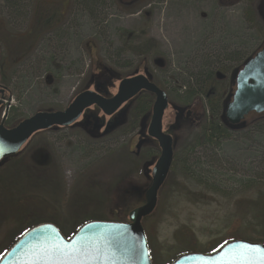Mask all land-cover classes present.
I'll return each mask as SVG.
<instances>
[{
	"label": "rangeland",
	"instance_id": "1",
	"mask_svg": "<svg viewBox=\"0 0 264 264\" xmlns=\"http://www.w3.org/2000/svg\"><path fill=\"white\" fill-rule=\"evenodd\" d=\"M68 1L43 7L42 22L34 25L27 22L32 5L21 13L17 8L24 3L0 0V80L12 89L14 120L63 111L93 73L100 76L111 68L128 74L127 64L147 65L170 101L164 131L182 151L200 131L190 132L187 123L180 127L176 115L189 113L191 120L203 112L206 120L210 115L207 95L192 105L184 100L196 76L229 67V89L232 71L264 47L258 0H240L222 10L215 9L213 0H143L130 6L106 0H81L77 6L78 0H70L74 3L68 6ZM64 12L61 24L53 21ZM49 25L52 32L34 43L31 27L47 31ZM134 29L145 33L150 45H158L156 54L144 58L128 51L119 56L124 46L119 32ZM59 32L65 36H57ZM102 78L104 84L106 76ZM104 85L105 94L115 96L119 82ZM130 105L113 117L91 108L74 128L37 133L18 155L1 162L0 256L37 225H58L68 238L92 222L128 223L131 211L145 204L156 163L146 155L147 148L160 154L148 137V119L124 132ZM247 118L255 120L252 114ZM112 122L117 127L109 129ZM247 133L234 132L218 146L196 148L190 163L203 165L202 178L192 179L176 163L156 211L143 220L153 264H172L188 253L211 254L232 241L264 243V225L258 223L264 199V137ZM240 180L260 185L243 189Z\"/></svg>",
	"mask_w": 264,
	"mask_h": 264
},
{
	"label": "water",
	"instance_id": "2",
	"mask_svg": "<svg viewBox=\"0 0 264 264\" xmlns=\"http://www.w3.org/2000/svg\"><path fill=\"white\" fill-rule=\"evenodd\" d=\"M236 76V89L225 105V119L232 128H240L250 114L264 113V48L246 61ZM4 91L0 87V109L4 105ZM116 92L108 98L97 91L85 90L63 111L38 112L10 130L0 121V164L18 155L37 133L73 127L85 111L95 107L105 116L113 117L139 94L149 92L155 103L147 134L158 144L160 156L151 172L152 183L145 193V204L131 211L128 223L92 222L68 240L51 223L38 225L15 242L0 264H153L143 220L156 211L159 193L174 161V138L164 132L163 122L170 101L167 93L144 75L121 80ZM57 245L64 249L63 255L53 251ZM248 246L264 249L262 243L232 241L217 252L188 253L172 264H261L257 253ZM73 248L77 251L73 252Z\"/></svg>",
	"mask_w": 264,
	"mask_h": 264
},
{
	"label": "trees",
	"instance_id": "3",
	"mask_svg": "<svg viewBox=\"0 0 264 264\" xmlns=\"http://www.w3.org/2000/svg\"><path fill=\"white\" fill-rule=\"evenodd\" d=\"M119 39L124 44V46L119 50V56L124 55L129 51V52H134V54L135 53L140 54L144 56V58H146L147 56L151 54H156L157 52L156 47L158 45L157 44H155V46L150 45L151 41L148 40L146 38V34L142 33L139 29H134L132 31H127V30L120 31ZM135 46H137V48H135ZM157 63L158 62H156V64ZM127 66L131 71L128 74L126 73L122 74L119 71L112 70L111 68L104 69V73H102L100 76L93 73V75L90 77L89 81L87 82L88 84L82 89V91L92 90V91H97L99 93L98 85L103 84V82H101L100 80H102L103 79L102 77L105 76L106 79H104V84L107 83V85L114 84V82L120 83L121 80H124L125 78H129V77H135L136 75H144L146 77L148 76V78L155 83V80H153V76L150 70L148 69L147 65L146 66L138 65L136 66V68L128 64ZM161 66L162 65H160V67ZM230 71L231 70H229V67L226 66H223L221 68H210L209 71L208 70L204 72L202 71L200 75L196 76L197 78L196 83L191 85V87H189V90L186 89L187 92L186 95L184 96V100L186 101V103L189 104L191 103V105L195 101V99L200 98L202 94H205L209 97L208 99H209L210 115L208 117V120H206L207 118L205 112H203L202 114H198V116L194 118L195 121L191 119H187L186 114L181 113L182 115L180 114L181 116H178V118L176 115V119L180 127L181 124L187 123V125L191 126L190 127L191 129L189 128L191 130L190 132H192L195 128H197L196 130L200 131V134L196 135L192 139L191 144L186 145L185 148L182 149V151H180L177 147H175L174 149L175 156H174V161L172 163L173 166L171 172L174 169L175 165H177L176 163L180 162L182 164L183 170L187 173L186 175H189V177H191L192 179L195 178L197 180L198 177L200 178L203 177L202 173L204 171L203 170L204 168L199 161L190 163L193 160L192 156L196 148L203 146L204 147H214V145L218 146L224 141V139L230 138L234 132H248L247 133L248 136L259 135V137L261 138L264 137V114H256V113L252 114L255 116V120L253 121H249V119L246 117L245 122L242 124L240 128H235V127L232 128L225 119V110H226L225 105L229 100L232 99L231 96L234 92V91L231 92L232 89L231 78L229 81L230 88L228 89V87L226 86V81L228 79V77H226V74ZM2 83L6 85V83L4 82ZM227 89H228V95L226 99H224L223 95L225 92H227ZM10 93H12V90ZM130 103L132 105V106L130 105L131 106L129 110L130 114L127 118V121L125 122V125L122 126L126 134L131 133L138 127L140 128L144 120L148 119V121H150L152 116V112H151L152 107L155 103V97L149 92L147 93L143 92L139 94L137 98L132 100ZM130 103H128L127 106L122 108L119 112L129 107L128 105ZM191 105H189V107H191ZM52 111H57V110H52ZM97 127H100V125H98ZM116 127L117 126H115L114 128ZM156 149L159 151L158 147ZM153 151H155V148L150 146L149 148H147V153H146V155L148 154L147 156L150 157L149 159H152V161L157 160L159 158V156L156 155V153H154ZM200 175H202V177ZM198 182L201 185L204 186L207 185V187L212 188L215 191L220 190L219 188H217V186L213 187L212 185L203 184L202 181L200 180ZM237 183H239L243 189L256 188L260 185L256 180H247V182L244 180H240L237 181ZM259 203H261L262 208L261 211L259 212L258 223L264 225V199L261 200ZM57 227L59 228L58 225ZM24 234L25 233H23L22 236H24ZM19 239H16L15 242H17ZM15 242L0 257L3 258V256L13 247ZM257 243H261V241ZM262 244L264 243L262 242Z\"/></svg>",
	"mask_w": 264,
	"mask_h": 264
},
{
	"label": "flooded vegetation",
	"instance_id": "4",
	"mask_svg": "<svg viewBox=\"0 0 264 264\" xmlns=\"http://www.w3.org/2000/svg\"><path fill=\"white\" fill-rule=\"evenodd\" d=\"M17 1V3H24L23 5H25V6H21V7H16L17 8V11L19 10V11H21V13L23 12H25V8H26V6L27 7H29L30 8V6H31V11L29 12V13H27V14H29V16L27 17V22L29 23V21H33L34 23V25H37L38 23H40V22H42L41 20H42V16L41 15H39L41 12H44V11H41V9L43 8V7H48V8H50V7H56L57 6V4H56V1H58V0H46L44 3L45 4H41V2L39 1V0H23V2H21L20 0H16ZM19 1V2H18ZM108 3H110V5H112V4H116L117 3V1H118V3L120 4V5H126V6H130V5H133V4H136V3H140L141 1H143V0H106ZM186 1H190V2H192V1H197V0H185V2ZM204 1H206V0H204ZM208 1V0H207ZM206 1V2H207ZM214 1V3H215V9L216 10H222V9H229V7H235L237 4H239V3H241L240 2V0H213ZM259 1V6H258V10L260 11V16L262 15V17L264 18V9L262 10V8H264V0H258ZM79 2H81V0H78V2H73V1H71L70 2V0L68 1V6L70 5V3H74V5L75 6H77V4H79ZM67 9V8H66ZM48 9H46V11H47ZM20 14V13H19ZM26 14V15H27ZM64 16H65V12L64 13H62V15H60L59 17H55V19L53 20V21H55V22H58L59 20H61V19H63L64 18ZM47 21H50V16H48V18H47ZM62 21V20H61ZM61 21L60 22H58V23H60L61 24ZM57 27V26H56ZM29 28V26H27L26 27V30ZM37 27H35V26H32L31 27V32L29 33V35H34V37H33V42L35 43V41L36 40H38L39 38H42L44 35H48L50 32H52L51 30H50V28H52V26H48L47 28H49V30H47V31H44L43 29H39V30H37L36 29ZM61 35V37L62 36H65V34L63 33V32H61V34H60V32H59V35H57V36H60ZM57 36H54V37H52V38H56ZM24 39H27V37H25ZM31 44H33V43H30V45ZM264 48V47H263ZM263 48H261L260 50L258 49L256 52H254L253 53V55L250 57V58H248L247 60H245V61H243V64H242V67H239V68H236V69H234L233 71H232V74H231V87H232V89H231V92H233L234 91V89H235V81H236V75H237V73L240 71V70H242V68H243V66H244V63L246 62V61H248L249 59H251L252 57H254L255 55H257V53H259V52H261V51H263ZM20 61V60H19ZM21 62V61H20ZM0 74H2L1 72H0ZM4 75V74H3ZM0 87L2 88V89H4L5 91H4V93H3V96L5 97V99L6 98H9L10 96L12 97V93H10L11 92V87L10 86H8V85H4L2 82H1V80H0ZM104 87H105V85L103 84H99L98 85V88H99V93L100 94H102L103 96H106V97H108V98H111L110 96H108L107 94H105V90H104ZM83 91H85V90H83ZM82 90L81 91H79V92H77L76 93V95H75V97L76 96H78L80 93H82L83 92ZM1 96H2V94H0V98H1ZM230 96V95H229ZM74 97V98H75ZM73 98V99H74ZM73 101V100H72ZM71 104V103H70ZM12 106H10V109H9V111H6L7 109L4 107V106H2L1 107V109H0V118H1V115H2V113L4 112V116L2 117V119H1V122L2 121H4V126H5V128L6 129H11V128H13V127H15V126H17L18 124H20L21 123V121H23V120H14L11 116V108ZM6 109V110H5ZM118 114V113H117ZM264 114V113H263ZM187 116H186V118L187 119H189L190 118V115L189 114H186ZM251 115V114H250ZM116 116V115H115ZM116 126V124H113V122H112V124H110V126H109V129L110 128H112L113 126ZM114 126V127H115ZM70 128H74V127H70ZM109 129L107 130V132L109 131ZM61 130H64V129H61ZM106 132V133H107ZM106 135V134H105Z\"/></svg>",
	"mask_w": 264,
	"mask_h": 264
},
{
	"label": "snow or ice",
	"instance_id": "5",
	"mask_svg": "<svg viewBox=\"0 0 264 264\" xmlns=\"http://www.w3.org/2000/svg\"><path fill=\"white\" fill-rule=\"evenodd\" d=\"M248 247L250 251H254L255 253H257L259 257V261L261 262V264H264V249H258V248L253 249L251 246ZM53 251L58 252L62 255L64 254V249H61L60 246L58 245L53 248ZM72 251L75 252L77 250L73 248Z\"/></svg>",
	"mask_w": 264,
	"mask_h": 264
},
{
	"label": "built area",
	"instance_id": "6",
	"mask_svg": "<svg viewBox=\"0 0 264 264\" xmlns=\"http://www.w3.org/2000/svg\"><path fill=\"white\" fill-rule=\"evenodd\" d=\"M4 116V114L2 115V117Z\"/></svg>",
	"mask_w": 264,
	"mask_h": 264
}]
</instances>
